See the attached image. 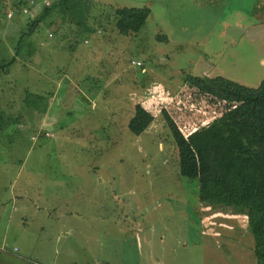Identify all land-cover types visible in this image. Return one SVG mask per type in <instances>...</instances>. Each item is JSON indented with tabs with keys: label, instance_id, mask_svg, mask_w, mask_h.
<instances>
[{
	"label": "rangeland",
	"instance_id": "1",
	"mask_svg": "<svg viewBox=\"0 0 264 264\" xmlns=\"http://www.w3.org/2000/svg\"><path fill=\"white\" fill-rule=\"evenodd\" d=\"M41 6L47 18L21 40ZM144 6L138 33L113 30L111 7ZM77 22L102 28L86 34ZM13 57L0 76V194L40 211L25 223L14 215L0 250L24 260L0 252V264L229 262L234 241H215L219 230L239 242L250 234L246 210L198 201L161 109L188 135L225 104L189 89L187 76L259 85L264 0H0V64ZM137 105L153 115L139 136L128 129Z\"/></svg>",
	"mask_w": 264,
	"mask_h": 264
},
{
	"label": "trees",
	"instance_id": "2",
	"mask_svg": "<svg viewBox=\"0 0 264 264\" xmlns=\"http://www.w3.org/2000/svg\"><path fill=\"white\" fill-rule=\"evenodd\" d=\"M111 9L113 30L120 36L138 33L150 16V9L146 6ZM44 10L46 12L47 7ZM59 12L62 16L66 14L63 9ZM41 20L42 15L35 18L21 40L30 36ZM84 24L86 34L94 33L95 27L102 28L98 24L90 27ZM162 39L167 41L165 36ZM19 46L21 48V42ZM14 62V57L3 60L0 76ZM184 82L196 94L224 103L225 110L209 123L184 135L174 117L165 108L161 109L163 122L177 150L179 175L197 182L196 197L200 203L235 209L236 214H244L240 210H246L255 261L264 264V79L256 88L221 76H187ZM37 99L40 97L35 96L33 100L36 102ZM152 121L153 115L137 105L128 129L131 134L139 136ZM219 234L222 238L229 237L221 230ZM250 234L242 237L250 238Z\"/></svg>",
	"mask_w": 264,
	"mask_h": 264
},
{
	"label": "crops",
	"instance_id": "3",
	"mask_svg": "<svg viewBox=\"0 0 264 264\" xmlns=\"http://www.w3.org/2000/svg\"><path fill=\"white\" fill-rule=\"evenodd\" d=\"M38 8L40 9L39 11H38ZM45 8L46 7L44 6L37 7L36 9L34 8L32 12L33 14L38 13L39 15H42V21H43L44 18H47V14H49L48 11L44 12ZM203 76H206V75L203 74ZM207 76L213 77L209 75ZM26 198L27 196L25 195L20 196V194L17 197L14 194H0V245L6 247L7 245L10 244L9 235L11 232V228H13L14 215H16V220H20L19 223H25L26 222L25 220L30 221V216L34 211L36 213H38L37 210L40 211L39 208L36 209V208L29 206L28 198L26 200V203L22 204V201H21L19 205H15V199L24 200ZM239 238L241 239L240 242L235 241L233 237L231 238L232 240L229 237L228 238L220 237L218 240L215 241V244L218 247L220 244L224 243L226 240L234 241V242H231L232 247L230 251L223 250V251H226L227 253L226 256L229 259L228 263H226L223 260L206 262V258L204 257V264H256L255 257L253 254L252 241L250 240V238H243L242 236ZM245 244H249V247H247L248 249L245 248L244 246ZM15 248L16 247H13L11 250L9 249L5 251L0 250V252H4V253L15 256L17 259L24 260V257L19 255L20 251L18 249L16 252H14ZM248 250H249V253H248ZM234 259L237 260L238 262H236Z\"/></svg>",
	"mask_w": 264,
	"mask_h": 264
},
{
	"label": "built area",
	"instance_id": "4",
	"mask_svg": "<svg viewBox=\"0 0 264 264\" xmlns=\"http://www.w3.org/2000/svg\"><path fill=\"white\" fill-rule=\"evenodd\" d=\"M31 5L33 4L32 3V1H31V3H30ZM24 12H26L25 10H24ZM8 17H11V14H8ZM43 47H44V45H43ZM130 64L132 65V66H135V67H141V63L139 62V61H135V60H132L131 62H130ZM14 251H16V249H14Z\"/></svg>",
	"mask_w": 264,
	"mask_h": 264
}]
</instances>
